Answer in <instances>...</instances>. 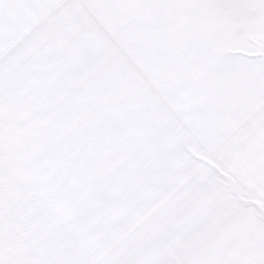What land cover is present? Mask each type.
<instances>
[{
	"label": "snow or ice",
	"instance_id": "obj_1",
	"mask_svg": "<svg viewBox=\"0 0 264 264\" xmlns=\"http://www.w3.org/2000/svg\"><path fill=\"white\" fill-rule=\"evenodd\" d=\"M0 264H264V0H0Z\"/></svg>",
	"mask_w": 264,
	"mask_h": 264
}]
</instances>
